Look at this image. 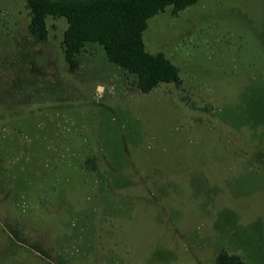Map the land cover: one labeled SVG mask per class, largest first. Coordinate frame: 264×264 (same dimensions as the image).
I'll list each match as a JSON object with an SVG mask.
<instances>
[{"label": "rangeland", "instance_id": "rangeland-1", "mask_svg": "<svg viewBox=\"0 0 264 264\" xmlns=\"http://www.w3.org/2000/svg\"><path fill=\"white\" fill-rule=\"evenodd\" d=\"M0 0V264H264V0L148 21L180 83L148 93L64 17Z\"/></svg>", "mask_w": 264, "mask_h": 264}, {"label": "trees", "instance_id": "trees-1", "mask_svg": "<svg viewBox=\"0 0 264 264\" xmlns=\"http://www.w3.org/2000/svg\"><path fill=\"white\" fill-rule=\"evenodd\" d=\"M198 0H26L31 19L28 30L36 41L48 39V17H64V57L70 69L79 67L77 55L91 42L103 46L108 60L137 76L148 93L160 83H180L177 66L164 53L146 49L143 34L148 21L172 8L178 15ZM215 264H245L236 254L221 250Z\"/></svg>", "mask_w": 264, "mask_h": 264}]
</instances>
